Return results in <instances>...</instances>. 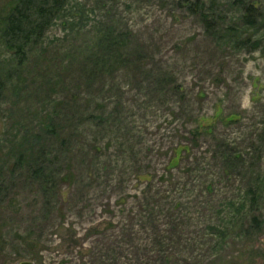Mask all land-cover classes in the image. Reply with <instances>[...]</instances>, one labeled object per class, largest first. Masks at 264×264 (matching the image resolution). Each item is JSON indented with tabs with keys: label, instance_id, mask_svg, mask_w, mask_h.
Segmentation results:
<instances>
[{
	"label": "rangeland",
	"instance_id": "1",
	"mask_svg": "<svg viewBox=\"0 0 264 264\" xmlns=\"http://www.w3.org/2000/svg\"><path fill=\"white\" fill-rule=\"evenodd\" d=\"M14 1L0 0V30ZM239 1L255 9L253 26ZM108 27L130 33L127 55L141 58L89 79L95 35ZM0 80V264L142 263L155 247L152 207L162 229L168 214L187 216L183 234L198 245L180 264H264V194L241 201L256 188L242 164L264 175V0H70L23 65L0 38ZM211 125L252 154L233 173L209 160ZM194 127L193 160H179L171 150ZM173 160L177 185L154 206ZM38 165L68 175L56 194ZM236 211L244 217L222 239L202 240ZM252 217L260 232L244 238Z\"/></svg>",
	"mask_w": 264,
	"mask_h": 264
},
{
	"label": "trees",
	"instance_id": "2",
	"mask_svg": "<svg viewBox=\"0 0 264 264\" xmlns=\"http://www.w3.org/2000/svg\"><path fill=\"white\" fill-rule=\"evenodd\" d=\"M69 1L70 0H15L14 1V3L11 6V9L3 19L2 27L0 30V38L5 48L8 51H10L14 61L18 66L23 65L27 61L29 54H31L33 51L36 50L38 44L40 43L41 39L45 34V31L49 28V26L53 23V21L60 15V13L67 7ZM239 2L240 5L244 6L245 9L244 11H245L246 24L253 26L257 18L255 17V9L253 8V6H249V5L245 6L243 1H239ZM246 14H249L248 15L249 17H247ZM201 15H202L201 18L203 20L202 21L203 24L207 25L208 23V21L206 20L207 16H204L203 13ZM129 39H130V33L124 32L117 28L108 27L101 32L97 31L94 38L95 40L94 47H97V49L99 50V53L96 54H101V55L96 57L93 67L87 72L88 78L90 79L96 75H99L101 73L102 67L104 66L106 68H110L109 71H111L113 69L110 66L112 63L117 62L122 66H126L127 62L133 63V59L139 60V58H141L139 56L127 55ZM90 52L92 53L91 50ZM135 64L138 63H134V65ZM2 92H3V82L0 80V99L2 96ZM237 121H239V116H237V118L226 119L227 124L234 123ZM206 128L207 131L209 130L208 134H217L219 136V138L213 137L216 138L215 145H213V143L208 144V146L211 147V149H209L207 152L211 154L209 160L211 161L214 160V162L220 161L224 165H226V168H224L225 170L224 174H226L225 172H229V174L234 172L235 161H238V163L240 162L242 163L245 161L247 156L249 158L252 155L250 153H246V154L235 153L234 151L235 149L231 148V144L233 143H228L223 133H217L212 125ZM199 133L200 130L198 127L196 128L194 127L190 129L189 131L190 138L182 137L183 142H185L186 144L177 145L175 149L171 150V151L175 150L174 157L177 158L179 157V160L180 159L193 160L194 155L192 156V159H189L190 156L189 151H192V149L195 148V146L197 145L196 139ZM187 143L189 145H187ZM255 158H253L252 160H254ZM174 160L169 164V168H166V170H164L162 174L156 177L157 185L160 184L163 187H158L159 189H156L158 190L156 192V195H158V197L152 199L151 202L152 205L167 202V199L169 198L167 197L169 195L168 190L172 187H176L177 185L176 181L170 180L172 178L171 176L172 174L170 173L171 169H173V167L178 165V163L175 162ZM242 165L245 166V169L243 170L244 175L246 176V178L249 180L250 183H251V179H253L252 185L256 187L255 189L249 188L245 190L244 193L245 197L243 196L244 200H241L243 202H248L250 205L249 207H251L255 205V203L257 202V197L259 196L261 197V195L264 194V189L263 190L259 189L264 186V175L262 173H261L262 176L258 174L254 175V172H252V169L249 165H244V164ZM45 170H47V166L38 165V167L34 169L33 173L36 176L44 175L46 179L45 181L47 182L48 185V190L50 189V191H52L51 194H56V187L59 183L58 181H60L62 177L64 180V178L68 175L62 169H57V170L55 169V171L51 174H45ZM240 176H243V173H241ZM164 184H169L168 186L170 187L168 186L165 187ZM211 186L212 184L208 183L206 185V191H204V193L206 194L211 193L210 190L212 188ZM148 194L149 191L145 195L146 196L145 205H149L147 203ZM228 205L225 206L229 208V212L231 215L233 214L234 207L232 206V204H230L231 206ZM158 207L156 208V210L158 209ZM152 208H150V215H148L147 222H149V224L152 225L151 234L153 236V241H154L153 245L155 246L154 248L156 249L153 248L152 257H150L151 255L149 256L147 255V257L146 255H144L141 257L144 259L142 263H140L138 259H136L135 262H137L138 264H149L148 262H151L153 264H167V261L168 264H180L182 261L189 262L190 254L194 252L195 244L198 245V241L193 242L191 240L193 238H190L183 234L184 222L181 220V218H186L187 216L182 214L180 216L175 215V217L174 216L172 217L169 216L168 214L167 216L168 219L165 224L166 227L168 226L169 227L166 229H162L160 228L159 226L160 224L157 221V217L159 215L156 214L155 210L151 212ZM244 213L245 212L240 213V215H238L239 213L237 212L235 216L226 218L225 219V221L227 220L226 222L224 223L220 222L219 225H215L217 227L215 228L212 227L210 233L208 234L205 233V238L202 240H211L210 237H213V235L218 238L221 237L222 239V237H224V235H226L227 233L226 230L228 229V226L231 225L229 222H234V220L238 219L240 216L244 217ZM154 220H156V222ZM260 224L262 225V223H260L256 217H252L249 224L247 225L248 228L245 229L243 232L244 238L249 239L254 234H259ZM221 233L223 234L221 235ZM161 238L163 239L162 242L160 241ZM199 246H202V244L199 243ZM207 246L208 245L205 244L204 246L201 247V250H203ZM147 248L148 246L144 245L141 250L146 251ZM210 249L212 250V247ZM174 259H176V262L172 263Z\"/></svg>",
	"mask_w": 264,
	"mask_h": 264
},
{
	"label": "water",
	"instance_id": "3",
	"mask_svg": "<svg viewBox=\"0 0 264 264\" xmlns=\"http://www.w3.org/2000/svg\"><path fill=\"white\" fill-rule=\"evenodd\" d=\"M18 264H34V262L23 260V261H19Z\"/></svg>",
	"mask_w": 264,
	"mask_h": 264
}]
</instances>
